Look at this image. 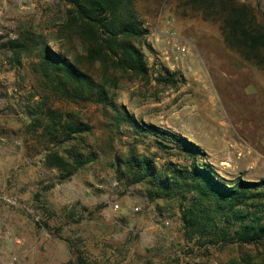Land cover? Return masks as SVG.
<instances>
[{
  "label": "rangeland",
  "instance_id": "obj_1",
  "mask_svg": "<svg viewBox=\"0 0 264 264\" xmlns=\"http://www.w3.org/2000/svg\"><path fill=\"white\" fill-rule=\"evenodd\" d=\"M239 1L263 21L264 0ZM182 4L136 0L146 33L135 44L148 73L117 74L110 88L117 116L100 104H72L50 93L35 70L39 46L20 57L8 47L27 38L71 60L84 56L78 38L62 33L67 6L0 0V264H76L78 254L88 264H241L261 258L264 242L187 239L180 196H158L157 177L140 181L125 165L130 157L146 158L159 176L190 161L176 150H161L123 114L186 137L224 180L264 181V70L227 48L217 23L190 15ZM80 61L98 75L97 65ZM46 107L70 112L90 127L76 149L90 162L65 180L44 162L37 118Z\"/></svg>",
  "mask_w": 264,
  "mask_h": 264
},
{
  "label": "trees",
  "instance_id": "obj_2",
  "mask_svg": "<svg viewBox=\"0 0 264 264\" xmlns=\"http://www.w3.org/2000/svg\"><path fill=\"white\" fill-rule=\"evenodd\" d=\"M59 1L68 7L62 33L65 37L78 38L84 56L71 60L39 41L29 44L27 38L10 41L8 47L20 57L39 46L41 59L35 70L45 80L50 93L72 104H100L119 116L121 112L110 96V88L116 87L117 74L145 78L148 73L145 56L135 44L146 33L139 21L136 0ZM179 1L190 15L217 23L225 46L264 70V16L260 22L251 5L239 0ZM80 60H85L91 68L97 65L98 75L82 68ZM38 113L37 128H42L45 165L56 169L59 179L65 180L90 162V158L83 159V154L76 150L81 145L80 135L90 127L70 112L46 107ZM126 117L123 114L121 119L127 120L138 133L155 138L161 150H176L190 161L187 167L170 168L159 176L151 160L130 157L125 162L127 171L135 170L140 181L157 177L161 189L158 196L162 191H167L168 197L180 196V220L187 239L206 238L211 244L264 242V181L240 177L224 180L204 161L205 152L186 137ZM69 248L79 251L73 244ZM76 259V264H88L79 254ZM241 264H264V253L258 261L245 258Z\"/></svg>",
  "mask_w": 264,
  "mask_h": 264
},
{
  "label": "built area",
  "instance_id": "obj_3",
  "mask_svg": "<svg viewBox=\"0 0 264 264\" xmlns=\"http://www.w3.org/2000/svg\"><path fill=\"white\" fill-rule=\"evenodd\" d=\"M3 141H4V137H1V136H0V143L3 142ZM113 185L116 186L117 183L115 182ZM118 208H119V207H118L117 204H115V205L113 206V210H114V211H117ZM139 209H140L139 207H136V208H134V211L138 212Z\"/></svg>",
  "mask_w": 264,
  "mask_h": 264
}]
</instances>
